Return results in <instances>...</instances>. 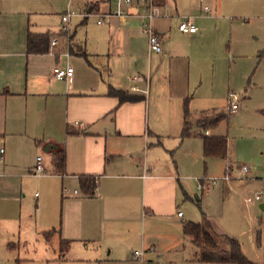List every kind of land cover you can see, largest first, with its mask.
<instances>
[{
  "label": "crops",
  "instance_id": "0c3cea01",
  "mask_svg": "<svg viewBox=\"0 0 264 264\" xmlns=\"http://www.w3.org/2000/svg\"><path fill=\"white\" fill-rule=\"evenodd\" d=\"M113 1L85 0L86 10L78 13L56 0H0V146L13 150V155L5 156L0 149V233L14 234L19 221L23 234V213H17L15 192L18 184L22 189L38 181L43 197L36 202V228L59 229L57 236L47 238L58 241V264H140L132 258L135 251L145 252L147 264H177L162 261L160 251L185 253L188 248L193 249L192 259L201 262L200 250L183 231L186 223L195 222H187L178 211L193 193L183 185L174 158L168 157L161 128L174 123L183 131L187 101V140L201 139L197 151L204 146L203 137H214L209 129L201 138L193 133L204 129L199 121L208 112H217L198 106L213 98L215 87L209 91L202 83V98L190 97L196 84L193 60L198 55L192 47L205 40L206 30L183 34L179 24L186 18L196 26L214 20L223 29L228 23L233 31L235 23L241 22L217 18L209 7H205L209 13L204 8L199 17L181 15L179 0H159L160 17L154 27L163 51L151 54L139 10L132 8L126 18L113 16ZM242 5L247 7L243 0ZM215 6L216 12L222 9L221 3ZM68 11L76 16L66 32L62 17ZM53 15L60 20L58 30L46 26V19ZM102 16L105 21L99 24ZM90 18H97L96 30ZM30 32L51 35L47 53H28ZM249 45L259 52L264 41L256 39ZM56 66L74 68L72 83L54 77ZM112 90L145 99L121 103ZM159 94L171 102L169 112L157 107ZM49 146L66 151L63 176L55 174ZM39 156L46 171L36 176ZM83 175L98 177L95 196L84 194ZM202 179L197 191L207 201L211 190H198ZM60 197L61 212L56 216L48 206ZM45 210L51 225L40 227Z\"/></svg>",
  "mask_w": 264,
  "mask_h": 264
},
{
  "label": "rangeland",
  "instance_id": "374dc122",
  "mask_svg": "<svg viewBox=\"0 0 264 264\" xmlns=\"http://www.w3.org/2000/svg\"><path fill=\"white\" fill-rule=\"evenodd\" d=\"M56 1L58 4H65L66 9L78 13L86 10L85 0ZM168 1L171 3L172 0ZM179 1L181 15L199 17L205 13L204 8L209 7L215 17H232L234 22L241 23H235L233 31L228 23L223 29L214 20L198 25V28L206 30L205 40L192 47L198 55L193 60L191 72L196 84L191 87L190 97L198 101L207 87L210 91L214 86L213 98L198 106L207 105L205 110L227 115L217 125L198 128L193 134L201 138L204 131L209 129L212 136L227 138V157H206L203 147L200 148L202 145H198L196 151V143L199 144L201 139L195 141L182 138L179 126L174 123L165 124L161 128L164 133L161 141L168 151V157L174 158V167L178 168L183 185L193 193L191 201L181 203L178 211L185 215L187 222L194 221L196 224L209 226L217 235L225 234L234 238L241 245L245 259L254 264H264V211L260 208V204L264 203V48L254 52L249 45L256 39L264 41V0H243L247 7L242 5V0L235 1L236 5L233 0ZM216 3H221L222 9L218 12L215 10ZM96 21L97 18L89 20L94 30L97 28ZM46 23L51 29L58 30L60 27L57 15L48 17ZM131 75L134 76V73ZM202 83L205 89L204 86L203 89L200 88ZM231 94L238 95L241 100L235 114L230 111ZM165 98L163 94L157 96L156 105L160 112H169L173 108ZM154 105L153 101L155 109ZM217 112H212L208 119H213L212 116ZM0 149L5 156L13 155V150L8 145L0 146ZM25 153L29 158L30 154L27 151ZM191 158L199 159L194 161ZM229 166L233 169L230 183L220 181L211 189V196L205 201V196L197 191L198 180L205 177L221 179ZM243 166L250 169L249 174L241 172ZM39 186L38 181H31L29 185H23L22 189L20 184L17 185L16 210L18 214L21 211L23 213V234H20L19 221L14 234L0 233V264H58L61 260L58 241L56 238L53 242L47 239L54 234L57 236L59 229L56 232L51 228H36V202L38 196L41 199L43 197ZM69 189L74 191L72 185H69ZM257 194L261 195V202L248 205L246 199ZM61 200V197L60 200H53V204L48 206L51 207L50 211H55L56 216L61 212ZM47 214L46 210L40 214V227L51 225ZM170 251H160L162 261L202 264L192 259L191 248L185 253Z\"/></svg>",
  "mask_w": 264,
  "mask_h": 264
},
{
  "label": "trees",
  "instance_id": "16d2710c",
  "mask_svg": "<svg viewBox=\"0 0 264 264\" xmlns=\"http://www.w3.org/2000/svg\"><path fill=\"white\" fill-rule=\"evenodd\" d=\"M51 35L49 34H28V53H47L50 49ZM114 96L118 97L121 103L143 101L144 97L130 95L121 90H112ZM212 112L199 121L202 127L217 125L226 118L224 113H216L213 119L209 120ZM185 124L182 131V138L190 135L189 126V103L184 104ZM204 154L206 157H227L228 142L225 137H203ZM52 165L55 174L64 175L66 172L67 154L62 146L51 148ZM83 192L88 197L96 194L98 187V177L83 175L80 177ZM184 234L192 239L193 244L200 250V261L204 264H254L245 259L241 252V245L234 239L226 235H217L209 226L203 224L186 223L183 227ZM68 245V244H67ZM69 246H65L63 251H67Z\"/></svg>",
  "mask_w": 264,
  "mask_h": 264
},
{
  "label": "built area",
  "instance_id": "2783aa9c",
  "mask_svg": "<svg viewBox=\"0 0 264 264\" xmlns=\"http://www.w3.org/2000/svg\"><path fill=\"white\" fill-rule=\"evenodd\" d=\"M116 3V9L113 11V16L119 18H126L130 15V10L132 8H137L139 10L138 16L143 20V32L149 38V50L151 54H160L163 51L162 43L159 36L156 33L154 22L160 17V5L159 0H114ZM206 12L209 13V8H205ZM76 16V13L73 11H68L62 17V22L64 25V30L67 32L70 29V23L72 19ZM105 18L100 19L98 21L99 24H103ZM179 30L183 34H196L199 31V28L193 23L191 18L184 19L179 24ZM58 41L56 38L52 41V46L55 47ZM53 75L57 80L66 81L67 83H72L74 77V68L72 66H67L65 68L56 66L53 69ZM240 98L236 94H231L229 97V104L231 108V112L233 114L237 113L239 110ZM209 132L205 130V134L207 135ZM45 167L43 162V157L39 156L37 160V165L34 171L36 176H41L45 174ZM233 169L229 166L226 174L221 179H212V178H203L198 185V190L202 193L209 192L215 185H217L220 181L229 184L231 181V174ZM243 174H249L250 169L246 166L242 167ZM66 192H69L67 188H65ZM77 193V191H75ZM261 195L257 194L254 197L246 199V203L248 205H254L257 202H261ZM179 216H182V213H179ZM153 250V249H152ZM134 261L139 262L140 264H147L145 260V252L144 251H135L132 255ZM171 264V263H164Z\"/></svg>",
  "mask_w": 264,
  "mask_h": 264
},
{
  "label": "water",
  "instance_id": "95a60500",
  "mask_svg": "<svg viewBox=\"0 0 264 264\" xmlns=\"http://www.w3.org/2000/svg\"><path fill=\"white\" fill-rule=\"evenodd\" d=\"M48 149H51V146ZM260 208L264 211V203L260 204Z\"/></svg>",
  "mask_w": 264,
  "mask_h": 264
}]
</instances>
